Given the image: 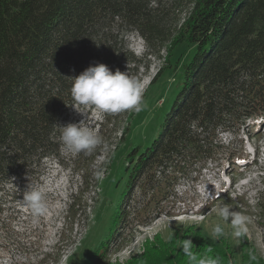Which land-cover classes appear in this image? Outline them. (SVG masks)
Segmentation results:
<instances>
[{"label":"trees","instance_id":"trees-1","mask_svg":"<svg viewBox=\"0 0 264 264\" xmlns=\"http://www.w3.org/2000/svg\"><path fill=\"white\" fill-rule=\"evenodd\" d=\"M131 33L149 56L166 52L163 70L180 46L193 53L151 145L129 155L121 202L86 264H111L110 249L167 212L180 183L217 154L221 135L264 117V0H0V244L15 241L2 218L5 203L17 202L15 184L35 185L44 162L59 157L72 77L97 62L113 72L142 63L128 50ZM205 244L204 253L193 247L199 257L232 264ZM182 254L179 244L157 242L128 264H189Z\"/></svg>","mask_w":264,"mask_h":264},{"label":"rangeland","instance_id":"rangeland-1","mask_svg":"<svg viewBox=\"0 0 264 264\" xmlns=\"http://www.w3.org/2000/svg\"><path fill=\"white\" fill-rule=\"evenodd\" d=\"M127 41L128 50L142 62L124 66L142 83V110L108 117L92 105H77L79 112L74 107L68 111L62 125L85 119L102 136L103 144L86 153L83 161L62 142L58 159L44 162L35 185L44 188L49 211L38 222L23 202L27 188L15 184L17 202L5 203L2 216L10 222L9 235L15 241L6 247L0 244V264H86L93 248L108 233L129 177V155L151 145L182 88L183 65L193 53L180 46L171 67L163 70L166 52L159 58L149 56L146 42L136 33L129 34ZM242 125L221 135L219 150L205 169H196L180 183L173 203L166 207L168 213L156 216L148 226L135 227L123 246L118 241L110 249L111 264H128L157 242L177 246L182 239H192L194 248L201 247L202 253L205 243L217 246L232 264H264V117ZM208 192L219 196L209 198ZM225 203L251 217L247 237L238 241L230 224H225L222 237L210 238L220 222L214 210ZM252 254L255 261L250 259Z\"/></svg>","mask_w":264,"mask_h":264},{"label":"clouds","instance_id":"clouds-1","mask_svg":"<svg viewBox=\"0 0 264 264\" xmlns=\"http://www.w3.org/2000/svg\"><path fill=\"white\" fill-rule=\"evenodd\" d=\"M72 78L71 96L75 101L73 107L77 111V105H92L101 112L109 114H118L128 110L140 112L142 110L144 102L142 83L130 75L128 71H121L117 68L113 72L108 65L97 62L85 69L79 76ZM84 120L79 123L59 125L61 141L72 153H91L103 144L102 136L97 130L87 126ZM207 194L209 198L219 196L218 193H215V196L210 192ZM23 202L31 210L36 222L39 221V218L47 215L49 211L45 191L41 186L30 183L23 194ZM214 211L220 222L214 225L211 239H219L225 234V224H230L231 234L238 241L248 236L249 225L252 223L249 215L242 211L233 210L227 203ZM180 247L188 258L189 264H222L219 256L199 257L193 251L192 239H182ZM207 251L211 252L212 248L208 247ZM250 259L255 261L257 257L252 254Z\"/></svg>","mask_w":264,"mask_h":264}]
</instances>
